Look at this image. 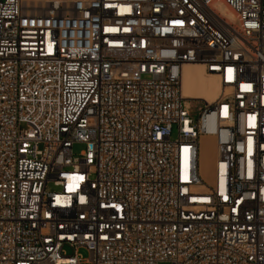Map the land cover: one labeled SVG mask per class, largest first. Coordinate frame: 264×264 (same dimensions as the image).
<instances>
[{
  "label": "built area",
  "instance_id": "1",
  "mask_svg": "<svg viewBox=\"0 0 264 264\" xmlns=\"http://www.w3.org/2000/svg\"><path fill=\"white\" fill-rule=\"evenodd\" d=\"M188 64L217 77L212 101L183 96ZM81 247L264 264V0H0V264Z\"/></svg>",
  "mask_w": 264,
  "mask_h": 264
},
{
  "label": "bare ground",
  "instance_id": "2",
  "mask_svg": "<svg viewBox=\"0 0 264 264\" xmlns=\"http://www.w3.org/2000/svg\"><path fill=\"white\" fill-rule=\"evenodd\" d=\"M217 9L234 19L233 12L222 3L214 4ZM220 91V84L215 75L208 74L200 64H188L183 69L182 94L187 98H198L212 101ZM217 157L214 138L203 136L201 138V173L205 179L211 181L213 162Z\"/></svg>",
  "mask_w": 264,
  "mask_h": 264
},
{
  "label": "rangeland",
  "instance_id": "3",
  "mask_svg": "<svg viewBox=\"0 0 264 264\" xmlns=\"http://www.w3.org/2000/svg\"><path fill=\"white\" fill-rule=\"evenodd\" d=\"M198 99V98H197ZM204 106V102L200 101V100H193L190 103V114L191 116H193L194 118L197 117L198 113L200 112V110L203 108ZM85 149V144L84 143H75L73 145V153L75 156H78L80 154V152H82ZM65 253L68 255H71L73 253L72 248L65 246L64 247ZM79 256L81 257L83 264H91L88 261L89 258V252L86 248H79L78 251Z\"/></svg>",
  "mask_w": 264,
  "mask_h": 264
}]
</instances>
